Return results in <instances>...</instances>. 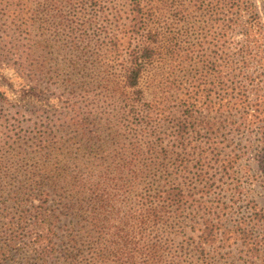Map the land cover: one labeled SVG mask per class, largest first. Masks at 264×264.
<instances>
[{
    "label": "trees",
    "instance_id": "trees-1",
    "mask_svg": "<svg viewBox=\"0 0 264 264\" xmlns=\"http://www.w3.org/2000/svg\"><path fill=\"white\" fill-rule=\"evenodd\" d=\"M61 1L78 6L81 21L90 4L89 19L104 34L95 41L104 50L92 65L99 86L94 97L109 102L123 130L106 112L87 117L73 111L61 121L68 136L59 142V155L74 168V142L86 170L61 166L58 178L45 167V181L35 183L38 209L31 206L27 217L19 212L7 229L0 226V264H264V0L260 6L256 0ZM193 13L203 21L214 57L188 53L179 26ZM120 25L124 34L117 38ZM187 60L206 71L188 79ZM94 125L97 140L89 136ZM102 125L112 145L103 140ZM226 130L234 135L226 139ZM234 138L245 145L227 150L224 143ZM87 151L93 157L87 159ZM249 154L263 206L238 182H222ZM107 157L117 159L116 174L103 170ZM89 163L100 180L93 186L84 176ZM121 171L126 183L138 180V188L122 200L125 214L117 226H108L106 204L88 207L90 197L73 210L79 180L88 190L104 180L116 187ZM70 214L75 226L58 234L56 218ZM26 226L34 229L20 247Z\"/></svg>",
    "mask_w": 264,
    "mask_h": 264
},
{
    "label": "rangeland",
    "instance_id": "rangeland-1",
    "mask_svg": "<svg viewBox=\"0 0 264 264\" xmlns=\"http://www.w3.org/2000/svg\"><path fill=\"white\" fill-rule=\"evenodd\" d=\"M256 4L260 6L258 0ZM90 9L89 4L81 21L78 19V14L81 13L79 7L65 1L0 0V226L4 223V229H7V223L18 216L19 212L25 213L27 217L31 206L38 209L40 195L35 183L45 181V167L58 178L62 175L59 173L62 171L61 166L66 167L69 172L73 169L86 170V165L82 163L86 162L84 155L78 151V145L74 142H71L72 152L79 160L74 168L67 156L59 155V142L68 136V132L59 124L63 120L67 122L68 115L73 111H83L87 112V117L89 114L99 117L101 112H106L107 118L105 115L101 118L112 121L116 130H123L109 113V102L94 97L96 92L99 93V86L97 79L93 81L97 70H93L92 65L97 54L104 50L95 46V41L98 38L102 41L104 34L100 32L99 25L89 19ZM202 22L198 14H187L179 28L184 32L188 53L194 54L196 58L205 55L214 57L215 49L209 48L205 43L206 28ZM124 29L120 25L115 30L117 38L123 36ZM26 49L29 51H26L29 60L23 64L21 56ZM32 60L38 64L29 68ZM194 61L187 60L188 79L195 76V73L206 71V65L199 64V67H195ZM110 70L108 67V73ZM156 80L157 77L150 87L156 84ZM101 83L104 84L103 81ZM150 89L152 92L153 89ZM106 128V125L101 127L102 130ZM107 134L108 130L103 133L102 138L112 145ZM233 135L226 130V139ZM89 136L97 140V125L90 128ZM230 144L235 148L245 145L239 138H234L224 143L227 150ZM109 154H112V149H109ZM86 157L89 159L93 156L88 152ZM116 165L117 159L107 157L102 168L116 174ZM93 167L89 163L90 169L84 174L92 186L100 181L98 176L93 175ZM136 167L140 168V164ZM254 170L255 164L249 154L243 158V163L236 172L222 182H238L249 200L263 206ZM120 176V182L116 183L118 186L115 187L111 180H104L97 190L96 186L88 190L89 187L83 186L79 180L77 186L82 189L76 188L79 193L72 198L73 210L78 207L79 202L83 204L90 197L88 207L106 204L110 220L108 226H117L125 214L122 200L131 194L132 188H138V180L126 183L122 171ZM48 204L54 208L55 202L50 199ZM102 211L103 207L98 208L95 214L99 215ZM54 214H58L57 210ZM71 214L66 218H56L58 234L65 227L75 226L77 219ZM24 229L27 234L22 238L23 245L21 243L20 247L25 245L28 232L34 226H26ZM112 231H109L108 236Z\"/></svg>",
    "mask_w": 264,
    "mask_h": 264
}]
</instances>
